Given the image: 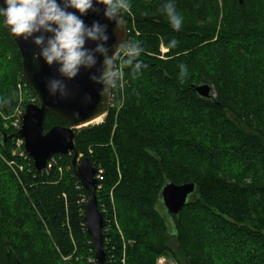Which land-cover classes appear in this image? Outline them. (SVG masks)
Here are the masks:
<instances>
[{
    "label": "trees",
    "instance_id": "trees-1",
    "mask_svg": "<svg viewBox=\"0 0 264 264\" xmlns=\"http://www.w3.org/2000/svg\"><path fill=\"white\" fill-rule=\"evenodd\" d=\"M163 2L129 0L126 41L140 42L145 67L118 57L125 86L112 90L100 124L74 130L77 158L101 177L104 264H121L120 237L127 264H154L161 255L176 264H264V0H175L180 30L169 26ZM171 39L177 44L168 49ZM181 63L188 70L182 82ZM20 72V54L0 20V156L11 165L0 160V264H92L86 193L72 155H55L49 170L36 173L14 143L18 130L4 125L17 104ZM201 84L213 98L196 94ZM25 89L24 99L34 97ZM58 125L46 114L44 130ZM166 183L196 189L169 217L158 201ZM109 193L121 204L120 236L102 205Z\"/></svg>",
    "mask_w": 264,
    "mask_h": 264
},
{
    "label": "water",
    "instance_id": "water-1",
    "mask_svg": "<svg viewBox=\"0 0 264 264\" xmlns=\"http://www.w3.org/2000/svg\"><path fill=\"white\" fill-rule=\"evenodd\" d=\"M237 1L239 5L242 4V0ZM94 8L95 10H90L83 17L84 22L89 26L94 21L106 25L108 40L105 42L86 41L85 47L93 49L97 44H101L107 49L106 55L111 57L115 45L126 41L125 21L123 30L117 31L113 27V22L102 17L103 6L94 5ZM9 35L20 54V79L36 99V104H28L24 107L21 126L15 137L22 141L23 151L32 160L36 173L44 170L46 162L51 157L72 155L71 168L86 193L83 208L86 234L92 242L96 264H104L106 260L103 249L104 221L96 200L97 171L87 158H77L74 146V130L90 126V123L97 119L103 121L109 111L111 94L106 103H103V98L97 95L102 85L89 79L90 77L98 78L103 73L104 56L93 52L96 63L91 68L81 67L73 79L63 80L56 73L55 65L49 67L38 58L33 59V53L38 52V48L31 43V38L26 40L14 37L10 33ZM112 68L114 69V63ZM51 78L62 80L66 91L64 98L48 94L45 84ZM193 88L199 97L213 98L208 85L201 84ZM46 114L55 116L63 123V126L58 125L47 131L44 130ZM195 191V185L192 183L182 185L166 183L158 194V201L164 214L168 217L177 215Z\"/></svg>",
    "mask_w": 264,
    "mask_h": 264
},
{
    "label": "clouds",
    "instance_id": "clouds-1",
    "mask_svg": "<svg viewBox=\"0 0 264 264\" xmlns=\"http://www.w3.org/2000/svg\"><path fill=\"white\" fill-rule=\"evenodd\" d=\"M94 5L103 6L102 17L113 22L115 30H123V14L130 11L129 0H0V20L12 36L26 40L31 38V43L38 48V52L33 53V59L38 58L49 67L55 65L56 73L63 80L73 79L81 67L91 68L96 63L93 52L104 56L103 73L98 78L89 79L102 85L97 95L106 103L123 75L120 70L112 68L114 61L123 55V64L131 65L136 61L134 68L145 67L138 59L143 48L139 41H122L115 45L109 57L107 49L101 44L93 49L85 47L86 41L108 40L106 25L94 21L89 26L84 22L83 17L90 10H95ZM160 11L173 30L181 29L183 18L175 7V0H164ZM176 44L177 41L171 39L166 47L171 49ZM178 67L182 82L188 70L183 63ZM45 88L49 95L60 98L66 95L61 79H49Z\"/></svg>",
    "mask_w": 264,
    "mask_h": 264
},
{
    "label": "rangeland",
    "instance_id": "rangeland-1",
    "mask_svg": "<svg viewBox=\"0 0 264 264\" xmlns=\"http://www.w3.org/2000/svg\"><path fill=\"white\" fill-rule=\"evenodd\" d=\"M124 14H126V13H124ZM126 36H127V33H126ZM163 50H164V48L161 47V54L165 53V52H163ZM118 65L119 66L121 65V60H120V62H118ZM118 83H119L120 87L123 89V87L125 86V81H124L123 77L119 79ZM16 89H17V93H18V100H17V104H16V106H15L13 112H12V115L10 117H7V118L6 117H2L3 121L5 122L4 125L6 127L9 126V125L12 126V123L14 122V117L18 114V111L20 110V107L23 108V106H26L25 105L26 103L29 104L30 98L24 99V97H23V95L25 94V92H27V90L23 89V88L18 89L17 85H16ZM122 101L123 100H121L120 103L115 107V109H114L115 114H117L120 111V107H121ZM35 104H36V102H35ZM18 108H19V110H18ZM4 118H6V119H4ZM90 126H93V125H90ZM14 143L16 145H19L22 142H21L20 139H16ZM0 160H2V162L5 163L6 166L8 165L9 167H11L10 163H8V162L6 163L4 158H2L1 156H0ZM11 173L12 174L14 173V169H11ZM4 190H5L6 193H8V191L10 192V188L9 187L4 188ZM109 199L110 200H107V202H103L102 205L106 209V212L108 213L107 216H108V220H109V224H110L109 226L111 227V225H114V227H115L114 231H116L117 234H119V236H120V232L122 234V230H123V227L120 224L122 222V219H123V215L120 213L121 204L117 203L114 198H113L114 199L113 200L110 193H109ZM126 204L127 203H125L123 206L126 207L125 206ZM120 239H121V248H122L121 249V251H122V253H121V264H127L128 257H127V254H126V252H127L126 240L124 238H122V237H120ZM222 239L225 240L224 241L225 245H227L229 247H232L231 245H233V244L230 241H228L227 236L222 234ZM110 240L111 239H109V241ZM112 246L115 247L114 245H112ZM229 247H226V250L222 254L225 257V260H228V261H229V259H232V258H230V256H232L231 255L232 251H230L231 249ZM103 249H104V247H103ZM107 251H109V250H107ZM104 252H105V249H104ZM221 260L223 261L224 259H221ZM179 261H180L181 264H187L182 258H180ZM232 261H235V262H233L234 264L235 263L236 264H242V261H240V260L236 261L235 259H232ZM159 263H162V264H176L175 260H173L168 255H161V256L157 257L154 264H159ZM92 264H96L94 259L92 260Z\"/></svg>",
    "mask_w": 264,
    "mask_h": 264
},
{
    "label": "built area",
    "instance_id": "built-area-1",
    "mask_svg": "<svg viewBox=\"0 0 264 264\" xmlns=\"http://www.w3.org/2000/svg\"><path fill=\"white\" fill-rule=\"evenodd\" d=\"M126 33H127V31H126ZM163 52H166V50L164 49ZM115 61H116L117 63H116V64L114 63V70H117V69H118V70L121 71V68H120L121 65H120V66L118 65V62H120V60L117 61V59H116ZM120 78H122V77H120ZM25 87H27V86H26L24 83H23V84H22V83H18V84H17V88H18V89H21V88L25 89ZM35 102H36L35 97L30 98V100H29V104H35ZM18 107H19V106H18ZM24 107H25V106H23V108L20 107V110H19V108H18V110H19V111H18V114L14 117V122L12 123V127H13L14 129H16V130H19V129H20ZM21 142H22V141H21ZM20 145H22V143L19 144V145H16V147H19ZM19 156H22V154H19ZM54 164H55L54 159L51 157V158L46 162V169H45V171H46V170H49V169L51 168V166L54 165ZM96 180H97V182H98V180H101V177H100V174H99L98 171H97V173H96ZM97 188L99 189L100 186L97 185ZM103 230H104V229H103ZM159 264H162V263H159Z\"/></svg>",
    "mask_w": 264,
    "mask_h": 264
},
{
    "label": "bare ground",
    "instance_id": "bare-ground-1",
    "mask_svg": "<svg viewBox=\"0 0 264 264\" xmlns=\"http://www.w3.org/2000/svg\"><path fill=\"white\" fill-rule=\"evenodd\" d=\"M101 121H102V119H97V120L93 121L92 123H90V125H98V124L101 123ZM45 169H46V165H45V168H44V170H43L42 172H46ZM42 172H40V173H42ZM96 190H97V188H96ZM97 206H98V205H97ZM99 211H100V210H99ZM100 213H101V212H100ZM94 260H95V258H94ZM105 261H106V260H105ZM95 263H96V261H95Z\"/></svg>",
    "mask_w": 264,
    "mask_h": 264
}]
</instances>
